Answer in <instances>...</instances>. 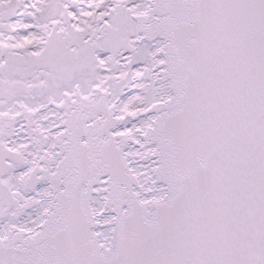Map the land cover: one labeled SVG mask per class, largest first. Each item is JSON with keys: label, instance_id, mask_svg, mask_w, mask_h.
Masks as SVG:
<instances>
[{"label": "snow or ice", "instance_id": "snow-or-ice-1", "mask_svg": "<svg viewBox=\"0 0 264 264\" xmlns=\"http://www.w3.org/2000/svg\"><path fill=\"white\" fill-rule=\"evenodd\" d=\"M0 264H264V0H0Z\"/></svg>", "mask_w": 264, "mask_h": 264}]
</instances>
